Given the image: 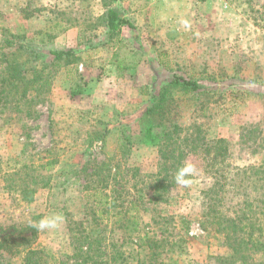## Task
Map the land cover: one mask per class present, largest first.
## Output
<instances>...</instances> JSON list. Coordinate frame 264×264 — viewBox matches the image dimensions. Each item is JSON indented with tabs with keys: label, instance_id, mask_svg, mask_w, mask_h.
Masks as SVG:
<instances>
[{
	"label": "rangeland",
	"instance_id": "1",
	"mask_svg": "<svg viewBox=\"0 0 264 264\" xmlns=\"http://www.w3.org/2000/svg\"><path fill=\"white\" fill-rule=\"evenodd\" d=\"M129 5L137 15L135 27L109 34L101 0H0V71L2 52L22 66L26 78H32L31 68L52 69L41 101H27L36 95L31 88L17 101L16 87L6 86L9 98L0 105V242L10 233L15 237L18 228L60 214L61 225L36 230L31 244L44 248V264H60L71 252L70 228L82 220L87 225L83 186L96 174L117 173L116 163L122 174L127 166L155 172L156 147L144 137L149 126L156 132L171 124H198L207 139L224 140L230 165L264 162V0ZM6 38L12 44L7 48ZM66 49L72 50L69 56L48 65V51ZM174 76L197 82L199 93L170 87L159 112L148 117L146 110ZM186 161L196 168L191 185L175 187L158 211L190 221L180 263L221 264L215 257H227L229 249L198 224L199 193L212 180L193 158ZM261 217L264 222V212ZM263 257L252 253L247 261ZM21 258L3 253L0 264H19Z\"/></svg>",
	"mask_w": 264,
	"mask_h": 264
},
{
	"label": "trees",
	"instance_id": "2",
	"mask_svg": "<svg viewBox=\"0 0 264 264\" xmlns=\"http://www.w3.org/2000/svg\"><path fill=\"white\" fill-rule=\"evenodd\" d=\"M101 1L105 8L101 19L109 34L119 32L124 25L133 28L132 23L122 17L121 8L114 5L121 0ZM14 37V34L9 35V38ZM2 44L5 48L12 46L8 38ZM4 47L1 45V49ZM21 48L23 46L19 44L16 50ZM71 52V49L48 51L52 56L48 65L53 66L61 56H69ZM8 55L1 54L4 63L0 71L1 107L9 98L10 91L6 86L16 87L17 101L25 97L29 88L36 92L35 97L28 98L29 102L47 92L51 68L47 71L31 68L33 76L26 78L22 66L9 60ZM34 84L38 87H33ZM170 87H177L184 94H196L200 85L174 76L146 110L148 117L159 112ZM38 100L41 101L42 96ZM30 114L31 110L26 113L27 116ZM144 137L156 147L155 172L142 173L138 167L127 166L122 174V166L116 163L117 173L93 176L82 192L87 225L83 226L82 220L75 228H70L71 252L60 258V264H126L129 261L136 264H182L180 258L186 249L190 221L181 214H162L158 207L169 202L172 190L178 186L174 174L188 158H193L198 163L196 167L200 166L202 173L212 180L210 186L199 193L198 224L206 235L219 237L229 249L227 257L217 256L215 260L221 264H264V257L258 262L247 261L252 253L264 254V222L261 220L264 212V162L258 166L230 165L226 160L224 140L207 139L198 124H171L156 132L149 126ZM253 175H258L255 180ZM258 185L261 189L256 188ZM144 213L150 215L147 222L140 219ZM17 230L15 237L10 233L0 242V257L3 253L9 256L22 254L19 264H44V248L31 246L36 229L27 225Z\"/></svg>",
	"mask_w": 264,
	"mask_h": 264
},
{
	"label": "clouds",
	"instance_id": "3",
	"mask_svg": "<svg viewBox=\"0 0 264 264\" xmlns=\"http://www.w3.org/2000/svg\"><path fill=\"white\" fill-rule=\"evenodd\" d=\"M196 174L195 165L190 161L184 162L179 166L174 174V181L177 185L188 187L192 183L191 177ZM63 222V217L60 214L44 216L39 221L33 223L31 227L39 232L57 229Z\"/></svg>",
	"mask_w": 264,
	"mask_h": 264
},
{
	"label": "crops",
	"instance_id": "4",
	"mask_svg": "<svg viewBox=\"0 0 264 264\" xmlns=\"http://www.w3.org/2000/svg\"><path fill=\"white\" fill-rule=\"evenodd\" d=\"M130 1L131 0H121V1H118V2L114 3V5H117V6H119L121 8L122 17H124L127 20H129L132 23L133 27H135L136 24L132 20V19H136L137 18V15L134 12V8L132 7L131 11H128L127 10L128 8L126 7V6H130L129 5ZM130 14H132V18L129 16ZM124 26H126V25H124ZM124 26H123V28H124ZM126 27L129 28L128 26H126Z\"/></svg>",
	"mask_w": 264,
	"mask_h": 264
}]
</instances>
